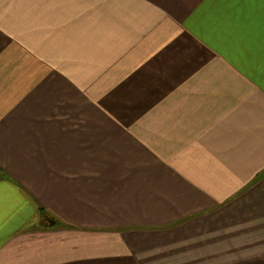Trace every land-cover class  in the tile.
<instances>
[{
  "label": "crops",
  "instance_id": "1",
  "mask_svg": "<svg viewBox=\"0 0 264 264\" xmlns=\"http://www.w3.org/2000/svg\"><path fill=\"white\" fill-rule=\"evenodd\" d=\"M0 264H264V0H0Z\"/></svg>",
  "mask_w": 264,
  "mask_h": 264
}]
</instances>
